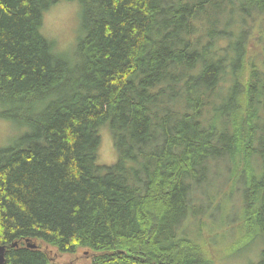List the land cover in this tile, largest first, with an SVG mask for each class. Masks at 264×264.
<instances>
[{"label": "trees", "instance_id": "16d2710c", "mask_svg": "<svg viewBox=\"0 0 264 264\" xmlns=\"http://www.w3.org/2000/svg\"><path fill=\"white\" fill-rule=\"evenodd\" d=\"M60 1L0 0V119L30 129L0 149L5 264H62L42 245L92 264H215L179 229L223 157L247 173L230 252L264 241V77L247 33L264 0H66L84 17L74 62L41 33ZM107 123L112 166L98 164Z\"/></svg>", "mask_w": 264, "mask_h": 264}, {"label": "rangeland", "instance_id": "374dc122", "mask_svg": "<svg viewBox=\"0 0 264 264\" xmlns=\"http://www.w3.org/2000/svg\"><path fill=\"white\" fill-rule=\"evenodd\" d=\"M233 30V29H232ZM42 35L53 41L59 53L74 62L79 42L85 36L82 5L79 1L62 0L44 12ZM248 43L253 49L252 55L257 58L260 78L264 77V13L249 17L247 24ZM227 42H222L223 47ZM248 45V59H249ZM249 61V60H248ZM29 127L13 121L0 119V149L18 142L29 132ZM102 142L99 149L98 164L112 166L118 160L113 143V134L107 123L100 130ZM255 166L262 167V159L255 157ZM252 165V164H251ZM253 166V165H252ZM243 169V168H242ZM237 170L239 176H233V165L229 158L223 157L213 164L206 182L196 192L195 204L199 215L180 226V232L199 240L205 238L214 252L215 264H257L264 257V241H256L236 253L230 248L247 231L244 224V189L247 179L246 169ZM245 172V173H244ZM241 226L243 229L240 231ZM244 242V241H243ZM242 242V243H243ZM52 256L62 264H92L91 254L87 250H79L75 254L61 255L44 245Z\"/></svg>", "mask_w": 264, "mask_h": 264}, {"label": "water", "instance_id": "95a60500", "mask_svg": "<svg viewBox=\"0 0 264 264\" xmlns=\"http://www.w3.org/2000/svg\"><path fill=\"white\" fill-rule=\"evenodd\" d=\"M18 246H19L18 243H15L12 245L13 248H16ZM27 246L29 248H32V249L37 248V245L30 244V243H28ZM6 254H7V247L6 246H0V264L6 263Z\"/></svg>", "mask_w": 264, "mask_h": 264}]
</instances>
